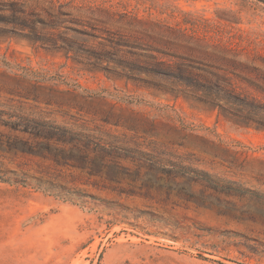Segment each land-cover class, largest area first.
Segmentation results:
<instances>
[{
    "label": "rangeland",
    "instance_id": "374dc122",
    "mask_svg": "<svg viewBox=\"0 0 264 264\" xmlns=\"http://www.w3.org/2000/svg\"><path fill=\"white\" fill-rule=\"evenodd\" d=\"M0 264H264V0H0Z\"/></svg>",
    "mask_w": 264,
    "mask_h": 264
},
{
    "label": "trees",
    "instance_id": "16d2710c",
    "mask_svg": "<svg viewBox=\"0 0 264 264\" xmlns=\"http://www.w3.org/2000/svg\"><path fill=\"white\" fill-rule=\"evenodd\" d=\"M87 57H92V56L89 55V56H87ZM223 100H224V99H223ZM224 101H225V100H224Z\"/></svg>",
    "mask_w": 264,
    "mask_h": 264
}]
</instances>
